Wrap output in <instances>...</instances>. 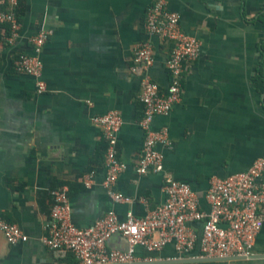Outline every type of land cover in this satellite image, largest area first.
Masks as SVG:
<instances>
[{
    "label": "crops",
    "instance_id": "1",
    "mask_svg": "<svg viewBox=\"0 0 264 264\" xmlns=\"http://www.w3.org/2000/svg\"><path fill=\"white\" fill-rule=\"evenodd\" d=\"M25 15L18 39L0 40V222L19 227L27 241L10 245L0 229V264H77L42 242L50 219L52 191L67 189L71 222L87 228L114 213L140 218L164 201L163 173L185 183L207 210L204 195L214 179L248 170L264 153V0H167L180 29L200 43L182 80L181 98L151 121L165 129L170 145H157L163 172L140 174L139 100L142 72L134 71L141 43H152L147 74L161 90L169 84L166 60L172 43L147 35L146 11L155 0H22ZM49 33L41 51V79L17 73L13 62L29 53V38ZM1 32V37L3 32ZM264 83V82H262ZM118 112L116 189L131 199L116 203L101 186L108 143L94 118ZM95 173L87 188L83 177ZM190 227L198 236L200 225ZM128 251L120 234L107 242ZM140 263L264 264V257L239 261L178 262L173 244L147 253ZM253 256H264V227ZM190 260V259H184ZM192 260V259H191ZM175 261V262H174ZM177 261V263H176ZM79 264V263H78Z\"/></svg>",
    "mask_w": 264,
    "mask_h": 264
},
{
    "label": "built area",
    "instance_id": "2",
    "mask_svg": "<svg viewBox=\"0 0 264 264\" xmlns=\"http://www.w3.org/2000/svg\"><path fill=\"white\" fill-rule=\"evenodd\" d=\"M18 7L19 0H0V28L3 42L8 44L18 39L22 28ZM179 20L177 13L167 9V0H155L145 13L147 35L172 43V46L166 60L169 84L165 91L145 74L154 60L152 43H141L135 53L134 71L143 74L139 93L143 105L140 126L144 131L138 167L140 174L163 172V157L157 145L168 146L170 140L165 129L153 130L150 124L155 116L168 114L172 105L180 100L185 70L199 53V41L182 32ZM48 36V32L40 31L30 37L31 51L20 53L13 62L17 73L36 79V91L40 94L47 90L41 79L43 63L40 54ZM94 122L108 143L101 186L114 202L130 203L131 199L115 187L123 169L118 159V133L123 119L118 112L112 111L95 117ZM94 176L92 172L83 177V185L89 188ZM66 191V188L52 191L50 219L42 238L43 244L61 258L72 255L79 264H140L136 256L138 249L155 253L173 244L177 258L183 260L249 259L264 227V153L248 170L211 181L204 195L207 210L201 207L199 197L189 185L163 173L164 201L161 205L147 208L140 218L129 214L121 220L110 213L90 227L78 228L71 222ZM192 224L200 225L198 236L190 227ZM0 229L10 245L28 239L16 225L0 222ZM116 234L128 241L127 252L107 247L109 239ZM143 262L149 263L151 259Z\"/></svg>",
    "mask_w": 264,
    "mask_h": 264
},
{
    "label": "water",
    "instance_id": "3",
    "mask_svg": "<svg viewBox=\"0 0 264 264\" xmlns=\"http://www.w3.org/2000/svg\"><path fill=\"white\" fill-rule=\"evenodd\" d=\"M264 256H251L250 259L254 258H261ZM239 260H246V258H233V259H195V260H183V261H178V262H184V263H199V262H215V261H239ZM175 262V261H174ZM177 263V261H176ZM140 264H156V263H144L140 262Z\"/></svg>",
    "mask_w": 264,
    "mask_h": 264
},
{
    "label": "trees",
    "instance_id": "4",
    "mask_svg": "<svg viewBox=\"0 0 264 264\" xmlns=\"http://www.w3.org/2000/svg\"><path fill=\"white\" fill-rule=\"evenodd\" d=\"M23 1L22 0H19V7H18V10H17V15H18V19L19 21L21 22L24 18V15H25V6H23ZM4 28V27H2ZM5 30H6V34L8 33V30H7V27L5 26ZM0 31H1V28H0ZM1 34V32H0ZM3 37V36H2ZM1 35H0V40H1ZM257 81L260 83V84H264L262 82H264L261 78L260 79H257ZM264 91V88L262 89ZM74 264V262H73ZM78 264V263H77Z\"/></svg>",
    "mask_w": 264,
    "mask_h": 264
}]
</instances>
